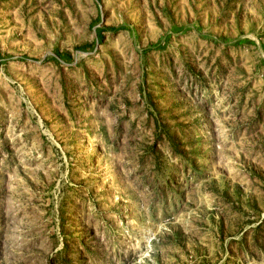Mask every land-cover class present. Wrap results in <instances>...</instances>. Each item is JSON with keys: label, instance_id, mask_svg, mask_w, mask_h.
Wrapping results in <instances>:
<instances>
[{"label": "rangeland", "instance_id": "obj_1", "mask_svg": "<svg viewBox=\"0 0 264 264\" xmlns=\"http://www.w3.org/2000/svg\"><path fill=\"white\" fill-rule=\"evenodd\" d=\"M0 58V264H264V0H0Z\"/></svg>", "mask_w": 264, "mask_h": 264}, {"label": "trees", "instance_id": "obj_2", "mask_svg": "<svg viewBox=\"0 0 264 264\" xmlns=\"http://www.w3.org/2000/svg\"><path fill=\"white\" fill-rule=\"evenodd\" d=\"M104 30H99V29H96V33H97V35L99 34V33H102ZM88 47L89 46H83L82 48H79V50H84V49H88ZM59 54H57L56 53V56H58ZM63 56L64 57H66L67 55H65V54H63ZM8 58H11L10 56L9 57H6L5 59H8ZM21 58H23V59H26L25 57H21ZM3 59L2 58H0V61H2Z\"/></svg>", "mask_w": 264, "mask_h": 264}]
</instances>
